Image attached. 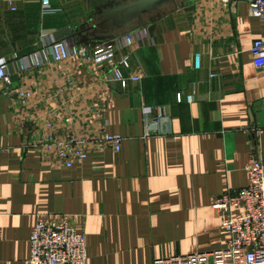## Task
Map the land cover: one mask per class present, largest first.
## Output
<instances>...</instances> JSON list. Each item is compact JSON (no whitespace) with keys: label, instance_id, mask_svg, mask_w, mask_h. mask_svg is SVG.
<instances>
[{"label":"crops","instance_id":"0c3cea01","mask_svg":"<svg viewBox=\"0 0 264 264\" xmlns=\"http://www.w3.org/2000/svg\"><path fill=\"white\" fill-rule=\"evenodd\" d=\"M133 1L0 0V63L29 66V53L59 40L70 52L12 76L7 91L31 90L27 107L0 83V264H27L37 216L60 214L83 233L86 264H242L212 206L248 184L251 152L264 162V70L249 57L264 20L246 0H163L113 25ZM81 44L102 70L80 65ZM115 66L143 78L122 87ZM161 107L162 134L147 135ZM95 110L101 120L83 132ZM101 125L123 137L120 151L54 162L52 138L74 130L91 148Z\"/></svg>","mask_w":264,"mask_h":264},{"label":"built area","instance_id":"2783aa9c","mask_svg":"<svg viewBox=\"0 0 264 264\" xmlns=\"http://www.w3.org/2000/svg\"><path fill=\"white\" fill-rule=\"evenodd\" d=\"M246 2L249 16L264 20V0H246ZM41 3L47 7L50 0H41ZM74 53L83 67L102 70L105 66L103 59L98 57L99 55L90 53L85 44L79 45ZM69 56L67 44L59 40L29 53L27 55L29 66H26L21 59L0 63V83L3 92L13 93L18 105L27 107L31 90L16 87L7 91L12 85V76H20L29 69L40 70L53 62H63ZM249 57L255 68L264 70V40L256 39L252 42ZM10 66H15V69H11ZM110 78L119 81L121 86L125 87L129 81H141L143 74L126 77L120 68L115 66L111 70ZM186 99L192 102V94L187 95ZM262 106L264 107V98ZM164 116L165 110L161 107L157 116L147 122L149 127L147 135L162 134L161 125ZM99 120H101V112L95 110L82 131L94 132L92 128L96 127ZM69 123L72 125L73 120H69ZM51 140L55 144L54 162L68 168L75 164L80 165L92 151L101 153L106 148H111L118 152L123 143L120 134L108 133L102 125L98 128V135L93 137L91 148L84 146V139L74 130H70L62 138ZM245 170L248 174V184L239 190L222 193L212 207L219 216L220 232L227 238L226 250L229 254L233 256L235 252L242 251V264H264V162L251 152ZM234 211H239L240 214L234 216ZM86 261L85 237L74 226L69 215L60 214L55 219L37 216L29 236L27 264H86Z\"/></svg>","mask_w":264,"mask_h":264},{"label":"water","instance_id":"95a60500","mask_svg":"<svg viewBox=\"0 0 264 264\" xmlns=\"http://www.w3.org/2000/svg\"><path fill=\"white\" fill-rule=\"evenodd\" d=\"M163 0H136L128 4H124L115 8L109 19L113 25L127 23L134 17H140L141 14L151 11L155 8V4ZM87 39L86 37L83 40Z\"/></svg>","mask_w":264,"mask_h":264}]
</instances>
